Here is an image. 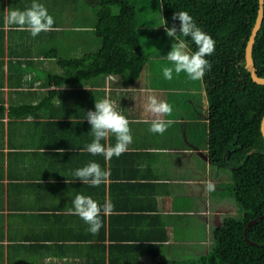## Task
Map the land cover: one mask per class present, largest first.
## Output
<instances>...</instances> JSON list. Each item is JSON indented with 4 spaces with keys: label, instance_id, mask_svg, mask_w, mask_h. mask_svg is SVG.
<instances>
[{
    "label": "crops",
    "instance_id": "0c3cea01",
    "mask_svg": "<svg viewBox=\"0 0 264 264\" xmlns=\"http://www.w3.org/2000/svg\"><path fill=\"white\" fill-rule=\"evenodd\" d=\"M38 2L54 18L56 30L33 38L5 24L6 9L24 10L32 0H0V264H192L199 258L204 264H242L233 254L242 256V228L236 233L220 228L225 218L241 222L242 216L234 184L225 191L230 169L212 159L206 83L204 77L202 85L188 83L181 73V82L166 84L161 69L170 63L166 56L175 41L165 26L157 30L141 20L137 7L139 37L141 27L146 25L149 36L153 26L168 42L162 40L158 55L142 46L147 57L135 83L110 74L56 84V75L82 77L83 66L71 60L101 47L97 12L102 2ZM162 5L161 0L164 14ZM149 95L173 108L164 117L173 123L163 135L148 131ZM105 97L128 119L133 137L128 151L110 161L81 152L93 140L87 111ZM115 142L114 136L101 141ZM90 161L110 172L99 187L72 175ZM77 194L114 205L112 214L101 215L96 235L67 212ZM260 218L243 228L255 246L260 244L249 231ZM219 234L231 236L223 247Z\"/></svg>",
    "mask_w": 264,
    "mask_h": 264
},
{
    "label": "trees",
    "instance_id": "16d2710c",
    "mask_svg": "<svg viewBox=\"0 0 264 264\" xmlns=\"http://www.w3.org/2000/svg\"><path fill=\"white\" fill-rule=\"evenodd\" d=\"M162 1L168 27L175 23L179 28V21L172 19L173 14L186 11L215 41L214 53L206 57L212 67L204 75L211 153L213 160L230 169L234 194L242 204L241 222L227 221L224 227L231 233L242 228L239 233L242 256L233 253L235 259L240 258L242 264H264V216L249 231V238L260 245H252L243 232L250 219L264 214V137L260 129L264 115V84L254 82L245 67V47L256 20L259 1ZM101 2L97 12L101 47L81 59L71 60L77 68L83 66L79 70L82 77L76 79L67 73L56 75L52 78L56 84L76 85L75 82L104 79L110 74L121 75L125 84H133L139 78L147 56L137 28V5L133 0ZM188 43L195 51V45L190 40ZM253 57L258 73L264 76V20L256 37ZM232 223L236 224L229 228ZM220 234L223 247L231 236ZM204 263V259L199 258L192 264Z\"/></svg>",
    "mask_w": 264,
    "mask_h": 264
},
{
    "label": "clouds",
    "instance_id": "9594fccd",
    "mask_svg": "<svg viewBox=\"0 0 264 264\" xmlns=\"http://www.w3.org/2000/svg\"><path fill=\"white\" fill-rule=\"evenodd\" d=\"M172 19L179 21V28L175 23L167 27L166 21L162 25L165 26L166 35L175 41L166 56L170 64L162 67V74L167 80H171L175 72L177 75L184 73L192 81H200L206 71L211 70L212 65L206 57L214 53L215 41L197 26L188 12H175ZM54 23V18L38 0H32L31 5L24 10L6 9L5 24L15 31H26L33 38L42 32L55 31ZM188 40L195 45V51L189 47ZM94 108V111H87L85 119L91 125L93 140L81 149V152H87L92 156H103L105 161H110L114 156L118 158L128 151V146L133 142L129 121L117 111V105L108 97L95 100ZM145 111L152 117L150 121H145L150 123L148 131L152 134L163 135L173 123L170 119H164L172 114V106L153 95L148 96ZM111 136L115 137L114 145L101 143V141H109ZM59 151L63 153V149ZM72 175L83 184L99 187L107 181L110 172L102 169L97 162L90 161L76 169ZM113 209L114 205L110 201H105L101 205L89 196L77 194L72 200V207L68 208L67 212L78 216L89 226L88 231L96 235L102 227L101 215L108 216L112 214Z\"/></svg>",
    "mask_w": 264,
    "mask_h": 264
},
{
    "label": "rangeland",
    "instance_id": "374dc122",
    "mask_svg": "<svg viewBox=\"0 0 264 264\" xmlns=\"http://www.w3.org/2000/svg\"><path fill=\"white\" fill-rule=\"evenodd\" d=\"M136 1V5L138 7L139 10V15H140V19L143 20L144 22L146 21V23H150L153 26H155V28L157 30L161 29L162 23H163V12H161L160 10V1L161 0H134ZM163 6V5H162ZM115 11H118L117 8H115ZM151 26L150 29L152 30V35L149 34V36L146 34V31H148V29H146V25H144V27H141L140 30H144L143 34L140 35L141 40L143 41V47L145 52L148 51H154L151 54L152 55H158L159 53H157V51H161L162 50V40L164 39L166 42H168V39L165 38V36H161L159 35L158 31L153 29ZM170 64V63H169ZM167 64V66L169 65ZM143 77V76H142ZM181 75H177L175 72H173V80H177L178 82H181V80L183 78H181ZM164 81H166V84L168 82H170L171 80H167L163 77ZM188 83H193L195 85H202L203 82L202 81H192V80H188ZM188 104V103H187ZM187 107H189L187 105ZM230 175V185H227V189H225V191L227 192L228 189H230V187H232V185L234 184L233 178H232V174ZM238 211H239V206H238ZM240 214V211H239ZM235 215L238 216V213H236ZM236 216V217H237Z\"/></svg>",
    "mask_w": 264,
    "mask_h": 264
},
{
    "label": "water",
    "instance_id": "95a60500",
    "mask_svg": "<svg viewBox=\"0 0 264 264\" xmlns=\"http://www.w3.org/2000/svg\"><path fill=\"white\" fill-rule=\"evenodd\" d=\"M258 1H259V7L257 11L256 20L251 29V33L249 35L245 47V67L249 71L251 78L253 79L254 82H256L257 84H264V76H261L258 73V69L256 67L253 57V49L256 42V37L261 29L264 20V0H258ZM260 129L264 137V115L261 119Z\"/></svg>",
    "mask_w": 264,
    "mask_h": 264
},
{
    "label": "flooded vegetation",
    "instance_id": "af4514ba",
    "mask_svg": "<svg viewBox=\"0 0 264 264\" xmlns=\"http://www.w3.org/2000/svg\"><path fill=\"white\" fill-rule=\"evenodd\" d=\"M234 190V189H233ZM232 192V191H231ZM237 204H238V206H239V211L241 212V216H242V204H239V202H237ZM238 206H237V208H238ZM238 210V209H237ZM259 216H264V214H260V215H258L257 217H259ZM257 217H255V218H257ZM227 221H229L230 222V220H228L227 218H225L224 219V221H223V224L220 226V228L222 227V228H225L224 226L226 225V223H227ZM246 228V227H245Z\"/></svg>",
    "mask_w": 264,
    "mask_h": 264
}]
</instances>
